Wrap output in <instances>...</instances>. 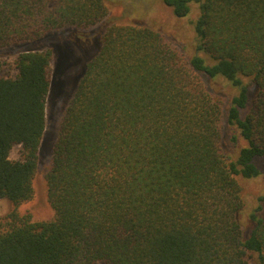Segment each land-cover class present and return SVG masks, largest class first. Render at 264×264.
<instances>
[{
	"label": "trees",
	"instance_id": "obj_1",
	"mask_svg": "<svg viewBox=\"0 0 264 264\" xmlns=\"http://www.w3.org/2000/svg\"><path fill=\"white\" fill-rule=\"evenodd\" d=\"M115 1L0 0V47H24L0 77V199L34 192L53 54L31 46L87 52ZM160 1L198 6L193 53L149 20L98 34L46 175L55 217L0 218V264H264V191L249 206L244 183L264 179V0Z\"/></svg>",
	"mask_w": 264,
	"mask_h": 264
},
{
	"label": "rangeland",
	"instance_id": "obj_2",
	"mask_svg": "<svg viewBox=\"0 0 264 264\" xmlns=\"http://www.w3.org/2000/svg\"><path fill=\"white\" fill-rule=\"evenodd\" d=\"M193 11V13H192ZM198 6H194V10L184 17L185 19H177L172 11L161 4L160 0H118L110 4L108 7V15L105 23L97 24L92 27L90 38V49L85 52L80 45L81 43L70 40L67 42L61 39L44 38L39 43L33 44L31 47L35 49H52V76L51 88L48 95L47 103V125L43 140L39 148V160L37 170L33 179L34 192L30 199L20 203H14L8 198L0 199V218L4 228H8L10 222L14 219H21L30 216L32 221L51 220L55 217L53 209L48 198V187L46 181L47 172L52 163L53 149L58 138L61 123L69 100L75 91L81 78L84 65L90 53H94L97 49L95 40L98 34H101L106 27L111 24H125L127 22H146L149 20L157 27H161L167 35L177 37L180 42H174V46L182 52V54H192L194 51V29L192 20L198 15ZM135 17H129L135 15ZM149 24L152 27L154 25ZM156 27V28H157ZM53 36L60 34L59 38L72 39L74 30L71 28L59 29L50 32ZM74 40V39H73ZM82 45V44H81ZM23 45H10L0 47V77L13 76L16 73L15 62ZM5 50L6 53H3ZM89 50L91 52H89ZM204 80H206L204 78ZM207 85H210L206 81ZM217 91L225 98V104L229 102V95L226 92L225 81L220 80L215 84ZM225 91V92H224ZM231 130L224 125L223 149L228 151L232 144L228 139ZM23 155L21 145L12 148L11 159H19ZM245 183V194L247 203L253 201L256 195L264 191V179L248 181Z\"/></svg>",
	"mask_w": 264,
	"mask_h": 264
}]
</instances>
